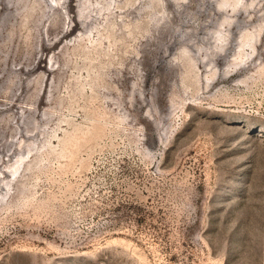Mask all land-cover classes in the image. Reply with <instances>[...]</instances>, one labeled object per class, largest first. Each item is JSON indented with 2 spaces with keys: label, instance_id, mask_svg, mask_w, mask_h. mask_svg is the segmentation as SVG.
Returning a JSON list of instances; mask_svg holds the SVG:
<instances>
[{
  "label": "rangeland",
  "instance_id": "rangeland-1",
  "mask_svg": "<svg viewBox=\"0 0 264 264\" xmlns=\"http://www.w3.org/2000/svg\"><path fill=\"white\" fill-rule=\"evenodd\" d=\"M0 264H264V0H0Z\"/></svg>",
  "mask_w": 264,
  "mask_h": 264
}]
</instances>
